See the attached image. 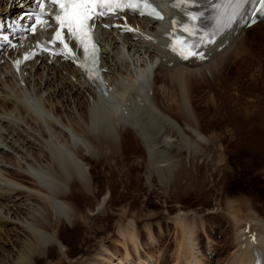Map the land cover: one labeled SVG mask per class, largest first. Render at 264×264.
<instances>
[{"label":"bare ground","instance_id":"6f19581e","mask_svg":"<svg viewBox=\"0 0 264 264\" xmlns=\"http://www.w3.org/2000/svg\"><path fill=\"white\" fill-rule=\"evenodd\" d=\"M158 1L163 5L162 0ZM14 9L15 4H12L6 11ZM138 21L151 39L99 29L106 83L103 95L89 86L77 69L65 60L54 58L45 63L44 58L35 57L25 62L26 66L21 68L22 77L18 79L0 63V264L47 263L52 260L54 251L57 262L70 264H159L150 254H142L145 248L140 247L132 214L126 213L128 205L114 204L108 186L97 195L95 190L99 188L94 186L96 180L92 181L89 159L97 162L101 157L114 169L119 162L125 161L124 150H133L134 145L142 149V156L136 155V161H142L144 182L157 179L164 197L169 192L175 197L187 194L191 187L203 193L206 178L201 177V168L217 172L211 184L220 183L223 202L216 201L210 210L216 207L228 218L231 240L226 258L221 263L216 258V264H252L255 258H260L264 264V212L251 202L249 193L254 189L245 181L247 174H242L240 167L235 165L228 166L227 177L217 176L218 161H215L214 151L220 150L221 155H225L221 152L218 133L208 134L200 129V117L191 100L195 77L212 75L221 68L223 57L244 55L251 60L252 57H258L255 61L262 60L245 46L244 34L264 23V19L239 28L235 33L228 32L222 37L228 38L227 43L219 50L211 48L206 60L173 61L171 64L158 45V21L154 18ZM245 73L256 85L258 78H263L260 73L248 70ZM207 94L210 100L205 105L213 118L206 121L214 118L227 121L226 130L232 133L231 139L236 138L231 144L233 149H256L257 145L247 148V143L257 141L250 139L251 134H264V93L253 91L250 100L256 105L244 111L230 109L229 106L237 103L234 101L236 95L221 98L220 87ZM216 97L221 98L220 101ZM258 168L264 169V164ZM100 170H104L103 163ZM108 171L111 170L106 168L104 173L109 174ZM233 183L239 189H226ZM76 195H85L90 201L80 204ZM174 206L176 213L172 217L174 224L181 227V235L178 231L179 238L170 252L169 264H209L213 256L204 257L194 240L197 238L195 220H201V211L187 207L185 210L192 213L187 216L188 210L182 208L186 215L181 214L178 199H174ZM106 210L116 217L111 223L117 237L112 238L122 250L111 251L107 247L110 243H103L104 236L110 232L107 228L104 231V224L100 223L95 229L104 231V236L92 233L86 237V240L95 239L96 249L92 252L85 242V251L73 254L71 240H67L65 231L71 228L70 231L79 237V221L88 224V213ZM149 213V216L154 214ZM246 223L255 230L256 242L241 246L239 236ZM144 225L146 243H143L149 247L156 236L147 228V222ZM206 239L208 252L219 253L217 242L214 244L208 237Z\"/></svg>","mask_w":264,"mask_h":264},{"label":"rangeland","instance_id":"374dc122","mask_svg":"<svg viewBox=\"0 0 264 264\" xmlns=\"http://www.w3.org/2000/svg\"><path fill=\"white\" fill-rule=\"evenodd\" d=\"M250 30L244 34V36L246 35L245 36L246 40L244 39L245 40L244 44L246 43L245 46H247V48L249 47V49L253 51V54H255V56L258 55L259 58H262V60L261 61L257 60L258 61L257 62L255 61V58L257 59L258 57H255V58L252 57V60H251L250 59L251 57L247 58L244 55L239 56L240 58H242V60L239 57H231V55L227 56L226 58L223 57V60L221 62L222 65H220L221 68L219 67V69H216L215 71H213L211 73L212 75L210 76L208 75L198 76L197 75L196 76L197 78L195 77V80H194L195 84L192 87L193 89L191 93L192 95L191 100L194 103V108H197L195 110L199 114V117H200V122L198 123L200 124L199 125L200 129L208 134H212L214 131H215V134L218 133L217 137L219 138V143L222 145L221 152L222 154H225V155H221L220 150L214 151L215 161H218L217 165L215 164L216 167L218 168L216 169L218 171L217 176H219L220 178L223 176L227 177L229 174V170H228L229 165H235L237 167H240V169L242 170V174L243 173L244 175L247 174L245 175L246 177L245 181L247 182V184L251 185V187L254 189L253 192L249 193V195H251L250 196L251 202L254 204V206L259 211L264 212V169L258 168V165L264 164V150H258L264 147V134L255 133L254 134L255 136L251 134L250 136L251 138L248 137V139L255 138L254 140H257V141L250 140L249 142L251 145L247 143L248 145L247 148L248 147L254 148L257 145L255 147L256 149L236 150L231 147V144L236 138L231 139L232 133L227 131L225 128L227 121L219 120L220 121L219 122L218 119L216 118L210 121H206L207 118H210V119L213 118V115L211 114V110L206 109L207 107L205 105L207 103L206 101L210 100L208 99L210 97H208V94H207L209 90L215 92L220 87V90H222L221 98H224L223 95L225 96L231 95V94L236 95V98L234 99V101H236L237 103L235 105L232 104L231 106H229L230 109L232 108L235 111H239V110L244 111L246 108L251 109L254 107V105H256L255 101L250 100L251 93H253V91L264 93V81H263L264 79V23L259 24L258 26H255L254 28ZM247 59H250V60H248L247 62ZM227 60L229 61L227 62ZM239 60L242 62H240ZM261 64L263 65V67L261 66ZM247 70L249 72H254L258 74L260 73L262 75L263 78L261 79L258 78L257 85L254 84L253 81L248 78V73H245L247 72ZM203 77L204 78L206 77V79H204ZM223 83L224 85H226L225 87H223ZM259 84L260 86H258ZM169 88L174 89V87L172 86H170ZM224 91H226V93H224ZM216 99L218 100V97H216ZM220 99L218 101H220ZM198 110L200 113L198 112ZM173 113L170 112L171 115H174V116L177 115V113L175 114ZM260 142L262 146H260ZM137 146L134 145L133 150H128L129 148H126L125 150L127 152L124 150V153H123L124 154L123 160H125L123 161L124 164L123 163L120 164L119 162L116 165V167H118L120 164V166H122L121 168L119 166L117 169L116 167L114 169L113 168L111 169V167L107 165L101 157H100V160H98L97 162L89 159V163H90L89 165L93 173L92 181L96 180L97 182L93 181L94 186H96V188H99L95 190L97 195L102 194L105 191L104 188L108 186L110 187V195L112 196L111 200L114 204L117 205V203H120L126 206L128 205L127 206L128 210L126 211V213L130 212L132 214V220H134L133 226H134V229H136L135 233L137 231L136 236L139 239L138 241H140L139 243L140 247L142 246V248H145L146 253L143 252V250H141L142 254L144 255L150 254L152 256V259L153 260L156 259L159 262V264H169L170 263L171 258H172L170 252L171 250H174L175 243L179 238V232L181 235V231H180L181 227H178L174 224L173 217H172L173 214L176 213V208L174 206V199H178L181 209L184 208L185 210V208L190 207V209L201 211L200 212L201 214L199 215L201 220H199L198 217H196L198 219L195 218L196 219L195 224L197 225L195 226V231H194L195 237H197V238H194L195 244L199 245L197 246V248L200 251H202V254L204 255V257L209 258V256H213L214 260H210L209 264H216L217 259L220 263L223 262L222 260L226 258L227 253H228L231 236H230V225L228 222V218L225 217L223 212L218 210L216 207H215L216 209L214 208L215 211H213L214 209L210 210L211 207L215 205L216 201L221 202V203L223 202L222 190H220L219 192L220 185L218 184L220 183L219 182L216 183V181H214V184H211L213 177L214 179L216 178L215 176L217 172H214V173L209 172V171L207 172L208 170L207 168L206 169L204 167H202L203 169L201 168V177H203L204 179L206 178L203 181V186H204L203 193L198 192L196 188L191 187L190 189H188L187 194L184 193V194H181L175 197L171 192H169L168 193L169 195H167L169 197L167 196L164 197L162 186L157 179L152 178L150 180L152 183L151 182L148 183L146 181H145L146 183L144 182V178L142 176V161H140V159L136 161L137 159L136 155H138L139 157L142 156V149L139 145ZM216 148H219L218 144H216ZM114 155L117 156V154H114ZM222 157L224 160L222 159ZM102 163L104 165V170H106V168L108 170H111V171H108L109 174H107V172L104 173V170L103 171L100 170ZM124 173L127 174L128 176L125 177L126 175ZM96 183L97 185H95ZM226 189L235 190L239 188L237 184L233 183V185L228 184ZM75 199L78 200L79 203L81 202L80 204H86L87 202L90 201L89 200L90 198L85 195L77 196ZM207 207L209 208V210ZM180 208H179V211H181ZM184 210L183 212L185 214V211H187L188 209L185 211ZM188 211L186 213L187 216L188 214L192 213L190 212L191 210H188ZM149 212H154V214L149 216L150 214ZM112 218H116V217L107 210L103 213H93V214L88 213V216H87L88 221L86 220L88 224H86V222L82 223V221H79V224H78V229H79L78 232L80 233L79 237L77 236L76 233L74 234L72 231H70L72 230L71 228L67 229L65 231V236L68 237L67 240H71L72 253L77 255L79 252L85 251L84 249L85 242L86 244L88 243L87 244L88 249H91L93 252L94 249H96V241L93 238L91 239L89 238L88 240H86V237H89L92 233H96V236L100 235L101 233L103 234L102 236H104V231L107 229L109 230L110 233L107 236H104L106 237V239L103 240V243L105 242L106 244L110 243L111 245L108 244L107 247L111 251L115 249L120 250L121 249L120 245L117 244V242H115V239H114L117 236H115L116 234L113 231L114 225L113 223H111V221L113 220ZM198 220H199V223L196 222ZM145 222H147L148 224L147 228L151 230V232L153 233L154 236H156L155 238L157 239V240L155 239V242L153 244H149V247L148 245L143 243L144 241L146 243V240H145L146 233L144 230ZM100 223L104 224L105 229L103 232L102 230L101 231L96 230ZM206 237L209 238V242L211 243L215 244L217 242L218 246L216 245V247L219 253L211 254L208 252V249L206 248L207 247L206 241L208 239H206ZM110 240L111 242H114L115 245L117 244V246H115L114 243H111ZM79 242L82 243L81 246ZM143 245H146V246H143ZM131 254H133V252H131ZM56 257L57 255L55 254V251H54L51 256L52 260L50 262L46 263V261L44 262L39 261L38 264H70L66 261L57 262ZM173 259L175 261V256Z\"/></svg>","mask_w":264,"mask_h":264},{"label":"snow or ice","instance_id":"6c2138e0","mask_svg":"<svg viewBox=\"0 0 264 264\" xmlns=\"http://www.w3.org/2000/svg\"><path fill=\"white\" fill-rule=\"evenodd\" d=\"M195 0H170L171 6L180 8L185 12L190 22L193 24H184L183 30L190 36H195L197 29L194 27V22H198L200 13L186 10V5L194 3ZM250 0H228L227 6L232 8V15L235 16ZM37 11L31 13L33 23L29 27V31L33 34L37 31V25L41 30H47L52 27L51 20H55L57 27L53 30L52 39L49 41H38L37 47L43 46L45 51H53V54H62L65 58L76 59L75 51L70 47V42L74 41L82 48L85 58L91 56L93 66L98 64L99 41L95 39L97 22H101L103 18L116 16L120 12L135 11L139 15H149L157 19H164L161 11L154 6L153 0H35ZM264 5V0H260ZM221 7V5H216ZM172 24L175 28L179 21L173 19ZM101 27H119V25H111L101 23ZM125 30L133 31L127 25ZM138 31V30H137ZM65 33L70 38H65ZM151 39V37H149ZM201 42L204 38L201 37ZM211 43V40L207 41ZM62 45V50L57 52L55 45ZM49 45L53 46L51 49ZM15 47V45H13ZM173 52H177L183 59H188L189 56H198L203 59V54L196 51V44L189 45L187 40L181 43L178 49L176 44L169 45ZM30 58V56L25 57ZM19 63V61L17 62ZM85 67L83 63L80 64ZM86 71L89 69L85 68ZM101 79L97 73L94 77L89 76V79Z\"/></svg>","mask_w":264,"mask_h":264}]
</instances>
